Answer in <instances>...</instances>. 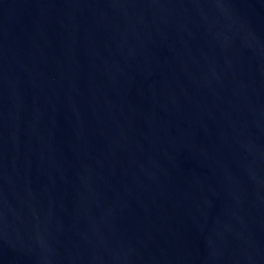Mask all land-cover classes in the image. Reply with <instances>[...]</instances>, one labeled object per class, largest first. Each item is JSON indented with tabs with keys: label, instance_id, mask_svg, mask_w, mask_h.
Masks as SVG:
<instances>
[{
	"label": "water",
	"instance_id": "1",
	"mask_svg": "<svg viewBox=\"0 0 264 264\" xmlns=\"http://www.w3.org/2000/svg\"><path fill=\"white\" fill-rule=\"evenodd\" d=\"M0 264H264V0H0Z\"/></svg>",
	"mask_w": 264,
	"mask_h": 264
}]
</instances>
